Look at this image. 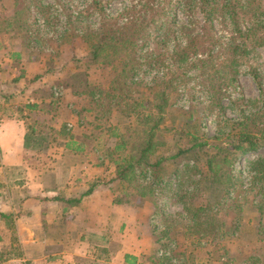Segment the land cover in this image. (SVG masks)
I'll return each instance as SVG.
<instances>
[{"label": "rangeland", "instance_id": "1", "mask_svg": "<svg viewBox=\"0 0 264 264\" xmlns=\"http://www.w3.org/2000/svg\"><path fill=\"white\" fill-rule=\"evenodd\" d=\"M13 1L9 10L7 3L0 8V39L8 24L11 48L22 57L8 74L11 86L0 89L5 93H0V122L3 118L24 121L28 134L24 145L12 152L14 160L3 157L0 148L1 209L11 201L16 205L18 195L23 199L25 194L35 196L46 190L47 177H54L62 164L65 169L73 164L79 168L76 175L88 169V190L105 188L113 204L126 205L140 215L141 233H148L156 243L155 252L141 257V264H159L165 257L164 264H264V184L253 186L249 174L250 161L264 157L263 146L238 161L231 159L226 166L235 177L230 189L211 186L208 176L215 147L239 130L238 122L256 113L259 116L263 108L264 46L251 49L236 81L223 91L220 105L211 101L207 77L190 60L197 53L204 55L203 48L195 47L189 58L187 53L185 58L179 56L185 51L184 41L203 32L229 39L237 27L248 25V12L238 9L232 25L216 14L210 25L196 0H150L149 8L142 7L148 0H23L20 7L18 0L15 5ZM253 2V10L264 9V0ZM136 18L143 25L154 20L138 45L153 54L151 61L156 63L137 76L141 78L138 84L116 78L122 68L119 54L112 55L109 65L92 61L94 47L104 33L102 20L117 28L119 22ZM25 21L26 26L22 25ZM146 62L150 64L149 57ZM12 79L21 82L12 86ZM165 89L169 94L166 122L164 131L156 133L162 146L151 163L159 157L168 160L160 166L155 192L143 197L150 183L145 180L155 170L145 168L136 180L119 182L115 162L128 152H112L120 137L141 141L145 126L136 107L144 100L149 111L162 103ZM100 90L111 92L125 107L117 108L107 100L98 111L92 92ZM258 116L256 123L263 125ZM188 149L173 158L179 150ZM4 162L11 166L6 168ZM8 192L13 195L8 197ZM188 207L192 213L201 210L198 217H204V224L192 233L187 232V217L192 214ZM3 223L13 232L11 248L9 238L7 242L0 238V264H22V250L11 227L14 223L0 217V234ZM135 230L128 228L129 234ZM119 248L112 246L113 264L122 262Z\"/></svg>", "mask_w": 264, "mask_h": 264}, {"label": "trees", "instance_id": "2", "mask_svg": "<svg viewBox=\"0 0 264 264\" xmlns=\"http://www.w3.org/2000/svg\"><path fill=\"white\" fill-rule=\"evenodd\" d=\"M22 1L23 0H18L19 7L22 4ZM196 1L197 5L202 7L203 12L205 13V22H209L210 25L213 16L219 13H221L224 23L229 22V25H232L237 17L238 9L248 12L247 16L250 18L248 25L244 26V29L237 27L233 36L226 40L221 39L215 34L210 35L209 32H203L199 37L197 35L189 37L187 38V41H184V47L182 49H185V51L179 53V56L182 58H185L187 53V58H189L190 55L193 54L195 47L203 48L204 55L200 56L197 53L190 60L193 66L199 68L202 75L207 77L206 80L209 81L208 93L211 101H215L217 105H220L222 97L224 96L223 91L236 81L239 69L246 64L251 49L255 46H264V9L260 8L258 10H253V0H248L246 3H241L237 0ZM150 3L151 1L148 0L143 3L144 5L142 7L145 6L149 8ZM41 11L43 13L44 9L42 8ZM46 14L48 13L46 12ZM138 19L139 18H136L130 21L127 19L124 23L117 22V28H112V24H109L106 19H104V21L102 20V30L104 33L101 36L100 43L94 47L92 58V61L95 63L109 65L111 64L109 63V59L113 54L121 55L122 57H120L119 62L121 63L122 68L119 70L116 78L121 80L127 79L136 84H138L141 79L137 78V76L142 73L143 70L150 68L153 66V63H155H152L151 61L153 54L150 55V52H145L138 45L141 41L140 37L145 31L149 30V25H151L154 20L151 21V24L143 25L142 21L140 22ZM45 23L49 24L50 22L46 19ZM22 25L26 26L27 21ZM200 45L202 47H200ZM122 47L123 49L120 51ZM146 57H149V65L146 62ZM179 64L183 65L182 63ZM151 70L152 69H150V72ZM152 73L156 74V72ZM218 82H220V84ZM167 92L168 89L162 91V103L154 105L149 111H147L148 109L144 100L136 107V110L140 111V114L138 115L139 119L145 126V129H143L144 131L141 132V141L133 143L130 139L127 140L126 138L120 137L119 142L113 150L114 153L112 152V154L128 152L125 156L121 155L120 159L115 162L117 167L116 179L119 182L130 183L136 180L138 173L142 169L151 168L152 170H155L154 173L149 171L150 173H153V175H151L150 180L148 178L145 180L150 183L146 184V192L141 193L143 197H147L149 194L155 192V187L159 184V180L157 181V174L158 171H160V166L168 160L165 157H159L155 163H151L152 157L157 154L158 148L162 146V141L157 139L156 133L157 131H164L162 126H164L163 124L166 122V112L169 107V94ZM92 96H96L98 111H100V103H105L107 100L116 104L117 108L118 106H124L120 99L114 98V95L111 92H105V90H100V93L96 91L92 92ZM36 107L37 105H34L30 108L33 109ZM111 110L113 109H110V112ZM143 110L146 112H143ZM259 112V116L258 113L253 115L252 119L255 121L252 126L250 123L252 119L245 120L246 118H243L238 122L239 130L229 135L223 142L222 146L215 147L217 153L213 155L214 157H212V161L208 165V176L211 186L218 185L225 187L226 189L233 187L234 185L232 181L235 177L231 170L226 169V166L231 159L236 157L238 161L245 155L255 152L260 146H263L264 148V105ZM257 116L262 121L263 125L256 123ZM72 143L73 145H76V142ZM203 146H205V143L194 145L192 148ZM77 150L81 149L78 148ZM126 150L127 152H125ZM189 150L191 149L184 151L179 150V153L173 158L184 155ZM249 165V174L253 186L264 184V157L257 161H250ZM152 178H154V181L151 182ZM187 209L190 211L189 207ZM200 211L201 210H197L194 213L190 211L192 214L187 217V226L189 228L187 231L188 233H192L196 227H200L204 224V217H198ZM158 252L159 251L156 252V255ZM130 258L131 257L126 258L127 264L128 261L129 264H134V262H130ZM165 258L162 260H165ZM162 260L159 264H164V261Z\"/></svg>", "mask_w": 264, "mask_h": 264}, {"label": "crops", "instance_id": "3", "mask_svg": "<svg viewBox=\"0 0 264 264\" xmlns=\"http://www.w3.org/2000/svg\"><path fill=\"white\" fill-rule=\"evenodd\" d=\"M5 3L9 10L10 0H0V8ZM13 3L15 5V0ZM3 32L5 36L0 39V89L11 86L8 74L15 62L22 57L16 52V48H11L8 24ZM12 82V86H15L21 81L12 79ZM25 91L27 92L26 89ZM0 93L5 94L1 90ZM27 134L24 121L3 118L0 122V148L4 153L3 157L5 155L8 159H13L12 152L24 145ZM8 164L5 163L6 168L11 166ZM61 166L62 169L57 168L54 177L46 178V190L35 196H28L24 192L23 199L20 198L21 195L17 196L19 200L16 205L11 201L8 206L5 203L2 209L0 207V217L15 225L11 227L15 228L14 234L22 250L19 258L22 264H113L114 244L120 247V264H127L126 258L131 256L134 257L130 258L134 264H141V257L155 252L156 243L148 233L140 231L143 223L139 214L126 205L113 204L111 192L104 190L105 188L102 191L100 188L88 190L87 184L91 179L85 175L89 173L88 169L83 170L82 175H76V169L79 170L76 165L68 164L66 169L65 165ZM68 170H71L70 174H65L64 171ZM7 195L11 197L13 193L8 192ZM3 199L0 195V203ZM3 225L0 238L6 242L9 238L7 244L11 248L12 230L9 231L5 223ZM130 226L137 229L133 234L128 232Z\"/></svg>", "mask_w": 264, "mask_h": 264}]
</instances>
